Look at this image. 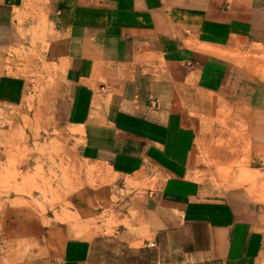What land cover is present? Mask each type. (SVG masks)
Here are the masks:
<instances>
[{"label":"crops","instance_id":"1","mask_svg":"<svg viewBox=\"0 0 264 264\" xmlns=\"http://www.w3.org/2000/svg\"><path fill=\"white\" fill-rule=\"evenodd\" d=\"M24 42L75 157L115 175L106 195L131 193L117 214L142 231L119 229L132 264H264V78L247 57L264 48V0H0V49ZM6 63L0 83L26 86ZM240 165L259 188L210 173ZM96 243L68 238L58 264H108Z\"/></svg>","mask_w":264,"mask_h":264},{"label":"rangeland","instance_id":"2","mask_svg":"<svg viewBox=\"0 0 264 264\" xmlns=\"http://www.w3.org/2000/svg\"><path fill=\"white\" fill-rule=\"evenodd\" d=\"M26 45H17L9 52L0 49V73H4L5 62L23 67L28 83L21 88L9 87L6 81L0 83V203L6 198L13 228L4 238L9 240L8 246L0 247V264H58L68 238L97 242L94 259H100L102 250L106 252L104 263L132 264L131 248L120 245L126 238L125 231L119 229L124 223L130 234L141 235L142 231H132L130 221L117 214V208L130 200L131 193L106 195V188L115 193V175L110 169L75 157V144L65 134L64 120L55 117L52 105L42 102L44 87L35 81L41 72L32 61L37 52L35 46ZM236 57V63L243 64L244 55ZM247 57L256 76L264 78V48L253 50ZM13 95L14 101L7 102ZM235 169L211 167L210 173L224 176L235 172L238 178H251L253 187L261 186L255 182L260 170L243 165ZM129 184L132 188L139 186L137 182ZM34 224L43 231L36 235L31 229ZM122 250L123 261L117 256Z\"/></svg>","mask_w":264,"mask_h":264},{"label":"built area","instance_id":"3","mask_svg":"<svg viewBox=\"0 0 264 264\" xmlns=\"http://www.w3.org/2000/svg\"><path fill=\"white\" fill-rule=\"evenodd\" d=\"M151 245L154 246V243H152Z\"/></svg>","mask_w":264,"mask_h":264}]
</instances>
